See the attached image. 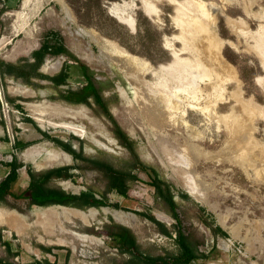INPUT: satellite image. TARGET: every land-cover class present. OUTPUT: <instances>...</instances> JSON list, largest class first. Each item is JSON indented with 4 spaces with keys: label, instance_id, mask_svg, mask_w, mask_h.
I'll list each match as a JSON object with an SVG mask.
<instances>
[{
    "label": "rangeland",
    "instance_id": "obj_1",
    "mask_svg": "<svg viewBox=\"0 0 264 264\" xmlns=\"http://www.w3.org/2000/svg\"><path fill=\"white\" fill-rule=\"evenodd\" d=\"M132 1L128 13L136 19L134 31L110 14L115 4L128 5ZM144 1L159 12L160 24L146 16L139 0L0 1V60L34 62L33 53L53 34L73 56L48 55L39 69L54 77L66 68L68 82L59 88L49 80L32 78L26 84L22 78L2 81L0 76V182L15 159L23 165L14 184L17 194L27 189L29 170L71 167L74 179L53 180L48 186L76 195L91 188L97 198L106 194L110 204L80 210L87 216L83 219L66 214L62 208L67 207L27 208L25 201L10 198L24 209L21 215L26 220L17 229L0 219L1 259L15 264H128L132 255L121 253L106 231V226L117 223L135 235L139 245L135 255L176 256L180 252L177 237L182 232L198 242L200 258L191 264H264V0ZM179 4L183 5L181 23L186 28L178 29L174 20ZM30 28L34 32L27 37L22 30ZM77 28L94 31L99 46L79 36ZM182 34L187 42L173 40ZM166 39L175 52L188 48L179 54L177 63L173 51L165 48ZM106 41L135 58L138 70L133 79L114 67L105 68L96 57L92 59L94 54L98 57L99 49L109 50ZM223 42L229 44L222 46ZM47 60L62 65L58 71L48 73ZM83 65L88 67L112 118L134 142L138 159L120 144L112 120L93 98L90 105L71 104L61 98L87 84ZM171 65L173 70L164 74L146 73L148 68L158 70ZM189 77L195 80L193 88ZM139 78L144 89L135 84ZM17 86L35 96L13 92ZM30 104L77 112L79 116L72 118L48 111L43 119L82 133L36 121L27 106ZM44 133L71 144L85 158L101 160L116 170H130L139 180L131 184L128 197L108 193L109 179L103 171L89 169V163L75 160ZM16 141L32 145L18 149ZM30 149L32 154L28 156ZM180 164L193 166L188 185L203 195L204 202L194 199L175 180L172 168ZM157 175L172 186L178 220L150 185ZM145 214L163 223L172 236L163 234ZM45 215L40 221L39 217ZM217 226L225 236L213 233ZM41 247L51 248L52 252Z\"/></svg>",
    "mask_w": 264,
    "mask_h": 264
},
{
    "label": "trees",
    "instance_id": "obj_2",
    "mask_svg": "<svg viewBox=\"0 0 264 264\" xmlns=\"http://www.w3.org/2000/svg\"><path fill=\"white\" fill-rule=\"evenodd\" d=\"M1 1V0H0ZM59 56V55H68L73 57L72 54L64 47L60 42L59 38L53 34L51 38L44 42L41 48L35 51L32 55L34 62H27L24 64H14L11 62H6L0 60V76L2 81L7 77L13 79H24L26 84L31 83L32 78H39L44 80L52 81L56 88L66 85L69 78L68 70L65 68L58 76L50 77L39 72L46 56ZM87 84L77 91H69L66 94H62L61 98L71 104H86L90 105V99L93 98L95 103L103 110V113L108 116L113 124V133L115 137L119 140L120 144L125 148L129 149L130 152L135 156L136 159L137 153L135 151V144L130 139L128 134L122 130V128L116 123L112 118L110 111L107 107L103 96L100 94L99 90L94 86L92 82V77L88 73V67L82 66ZM13 101V99H9ZM29 122L32 120L28 119ZM44 136L52 140L57 146L62 148L65 152L72 155L75 160H82L90 164L89 169H98L105 173L109 179L108 190L107 192H116L122 197H128L131 184L139 180L138 176L133 174L132 171H120L116 170L110 164H107L101 160H92L85 158L82 155V152H77L73 149L71 144L64 142L59 138H52L48 134L44 133ZM16 147L18 149H24L28 146H31L30 142L16 141ZM23 165L18 163L15 159L9 164V173L8 175L0 182V207H7L12 210H16L20 214H24V209L18 204H14L10 201V198L15 201H25L27 208L37 205L42 208H47L55 205H60L67 208H75L78 210L86 211L89 208H100L110 206L106 194L102 198H97L94 190L89 188L87 191H83L80 194H71L67 193L64 190L57 187H49L48 183L53 180H70L74 179V174H72L71 167H63L58 169L49 170L46 172H34L32 170L28 171L29 176V185L26 190L22 193L17 194L14 191V184L17 183L19 178L18 170ZM154 187L158 197L162 198L171 208L172 216L175 220L179 219V215L176 210L178 204L174 199L172 194V186L168 182L162 180L158 175L151 181L150 184ZM184 197H187L183 194ZM204 211V209H202ZM149 220L161 227V231L166 236L171 237V232L166 228V226L159 222L154 216L145 214ZM206 225L210 226L209 222L204 221ZM106 231L108 236L113 241L114 246L121 253H129L132 255V259L128 264H191L192 262L200 258L197 253L198 242H193L182 232H179L177 237V242L180 246V252L176 256H158L151 257L139 253L135 255L134 253L138 252L139 245L137 243L136 237L133 232L122 225L113 223L112 225L106 226ZM215 235L221 234L225 236V232L220 228L216 227L212 229ZM9 252L11 249L9 245H6ZM45 252H52L51 248L41 247ZM0 264H15L13 262H8L0 258ZM35 264H42L40 262H35Z\"/></svg>",
    "mask_w": 264,
    "mask_h": 264
},
{
    "label": "bare ground",
    "instance_id": "obj_3",
    "mask_svg": "<svg viewBox=\"0 0 264 264\" xmlns=\"http://www.w3.org/2000/svg\"><path fill=\"white\" fill-rule=\"evenodd\" d=\"M142 2V5H143V10L146 14V16L151 19V21H153L155 24H160L159 23V12L156 10V8L151 5V4H148L146 3L144 0H139ZM175 1V0H174ZM128 3V2H127ZM123 4V5H122ZM175 4V3H174ZM62 5V8L66 10V6L65 4L61 3ZM134 5V1H132L130 4H126V3H121V4H115L113 6V8L110 9V14L118 19V21L122 24H124L125 26H127L130 30L134 31L135 30V20H134V17L132 16V14L128 13L130 9H132V6ZM177 6V17L176 19L174 20L175 21V24L176 26H178L177 28L179 29L180 27H182V23H181V20H182V14L181 12L183 11V5L179 4V5H176ZM68 11V10H67ZM181 14V15H180ZM69 19V18H68ZM68 21V20H67ZM228 23H232L230 20H228ZM227 23V24H228ZM26 25V24H25ZM27 26V25H26ZM78 26V25H77ZM231 26H233L231 24ZM235 26V25H234ZM28 27V26H27ZM182 28H186L185 27H182ZM185 30V29H184ZM23 33H25V35L27 37H32L33 35V28L31 29H28V30H22ZM187 31V30H186ZM77 34L81 37H88L92 42H94L97 46H99L100 44V40L98 39L97 37V34L92 31V30H88V29H85V28H77ZM183 32V30H182ZM186 36V34H185ZM186 38V37H185ZM168 39H166V43H165V48L168 49V50H171V52L173 51V56L175 58V62L177 63L179 61L178 57H179V54L182 53L183 50H187V46H184V49L181 51V52H175L174 49L172 50L173 46L171 47V45L169 44V42L167 41ZM173 40L176 41V42H180L181 41H186V39L184 40V37H183V34L180 35V36H175L173 37ZM171 42V41H170ZM190 42V41H189ZM107 45L109 44V50L107 51H103L101 49L100 50V54L97 56H95L94 54V57L92 59H95V57L97 58V60L99 59L98 62H100V65L103 63V66L105 68H108L109 69L111 67H114L117 69V72H122L124 73V77H130V78H134V75H136L134 72H135V69H137V65L135 63V58L132 57L131 55H129L126 51H124L123 49L119 48L116 44H113L109 41H106ZM221 43V42H220ZM226 43V42H223L222 43V46L223 44ZM227 45L229 44L228 42L226 43ZM219 45V44H218ZM220 46V45H219ZM191 48V47H190ZM106 49V48H104ZM235 49V48H234ZM188 51V50H187ZM104 53V54H103ZM218 55V54H217ZM181 63V62H180ZM179 63V64H180ZM143 64V63H142ZM146 64V63H145ZM144 64V65H145ZM61 62L59 61H56V62H53V61H50V60H47L46 62V67H45V71L50 73V72H56L59 70V68L61 67ZM99 65V67H100ZM91 67L93 68H98V66L96 65H93V64H90ZM174 67V65H171L170 67H165V66H162L160 67L158 70H150L148 68L147 70V74H158L159 72H163L166 73V72H169L172 68ZM101 68V67H100ZM138 70V69H137ZM173 70V69H172ZM97 71V70H96ZM100 71V70H99ZM109 71V70H108ZM107 71V72H108ZM142 72V71H141ZM178 72V71H177ZM141 76V75H140ZM208 77V76H207ZM144 78V77H143ZM185 78V77H184ZM101 79V77H100ZM138 79V78H137ZM186 79V78H185ZM189 79L192 81L190 82L192 84V87L193 88V84L195 82L194 78L193 77H189ZM140 80V78H139ZM142 80V79H141ZM135 81V84L138 85L141 87L143 86V89L145 88L144 87V84L142 83V81ZM194 80V81H193ZM165 82V81H164ZM172 82V81H171ZM169 84V83H168ZM178 85V84H177ZM138 86V87H139ZM180 87V85H178ZM182 86V85H181ZM171 87V86H170ZM178 87V89H179ZM132 88V87H131ZM137 88V87H136ZM182 89V88H181ZM12 90V89H11ZM13 92L15 93H18V94H21L23 95L24 97H34L35 96V93L22 87V86H17V88L13 89L12 90ZM131 91H134V90H131ZM145 91V90H144ZM170 91V90H169ZM176 91V90H175ZM181 91V90H180ZM135 92V91H134ZM133 92V93H134ZM138 95V94H137ZM155 95V94H154ZM142 96V95H141ZM145 97V96H144ZM156 98V97H155ZM164 98V97H163ZM143 101V100H142ZM145 101V100H144ZM164 101V99H163ZM190 103V102H189ZM192 105V104H191ZM30 109V111L33 113L34 115V119L38 122H41V123H44V124H49L50 126H53V127H58V128H65L67 130H70L72 131L73 133H76V134H80L82 133L79 129H76L72 126H68V125H57V124H54V123H48L46 120L43 119V117L45 115H47V112L50 111L52 114L54 115H64V116H68V117H75V116H79V114L75 111H72L70 109H66V108H61V107H58V106H54V105H50V108H43L42 106L40 105H27ZM148 106V105H147ZM189 109L191 110H194V111H199L200 109L194 107V106H189ZM203 113H206V111H203ZM182 122V121H181ZM185 123V122H184ZM183 124V123H182ZM165 125V124H164ZM187 125V124H186ZM185 125V126H186ZM32 150H28L27 151V155L29 156V154H32L31 153ZM176 166V165H175ZM177 168L173 167L172 168V171H173V176L175 178V180H177L179 182L180 185H182L184 188H186V190L188 191V193L196 200H198L199 202H204V197L202 194H200L197 189L195 188H191L189 187L188 185V182H189V179H190V175H191V171L193 169V166L191 164H180V165H177L176 166ZM188 185V186H187ZM192 186V185H191ZM64 210H66V214L68 215H76L80 218H83L85 219L87 216L85 214V212L83 213L82 211L80 210H72V209H69V208H62ZM51 212V211H50ZM50 212L48 211L46 214L47 215H50ZM73 212V213H71ZM108 212V211H106ZM91 213H94L93 210L91 211ZM90 213V214H91ZM45 216H40L39 218L42 220L40 221H43ZM13 222V226L17 227V229L21 228V222L19 220H11ZM47 222V220L45 221ZM48 223V222H47ZM88 237V236H87Z\"/></svg>",
    "mask_w": 264,
    "mask_h": 264
},
{
    "label": "crops",
    "instance_id": "obj_4",
    "mask_svg": "<svg viewBox=\"0 0 264 264\" xmlns=\"http://www.w3.org/2000/svg\"><path fill=\"white\" fill-rule=\"evenodd\" d=\"M2 210L3 211L0 212V216H1L0 219L1 220H7L6 222L8 223V225L9 224H13V222L11 220H20V222H22V220H26L24 216H22L21 214L17 213L16 211H11V210L7 211V210H4V209H2Z\"/></svg>",
    "mask_w": 264,
    "mask_h": 264
},
{
    "label": "flooded vegetation",
    "instance_id": "obj_5",
    "mask_svg": "<svg viewBox=\"0 0 264 264\" xmlns=\"http://www.w3.org/2000/svg\"><path fill=\"white\" fill-rule=\"evenodd\" d=\"M92 99V98H91Z\"/></svg>",
    "mask_w": 264,
    "mask_h": 264
}]
</instances>
